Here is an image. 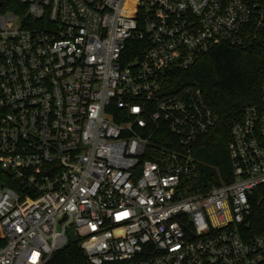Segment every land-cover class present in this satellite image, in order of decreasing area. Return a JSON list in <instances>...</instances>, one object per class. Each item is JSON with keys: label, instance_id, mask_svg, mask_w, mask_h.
<instances>
[{"label": "built area", "instance_id": "built-area-1", "mask_svg": "<svg viewBox=\"0 0 264 264\" xmlns=\"http://www.w3.org/2000/svg\"><path fill=\"white\" fill-rule=\"evenodd\" d=\"M259 40L264 0H0V264L75 242L87 264H264V78L206 191L193 145L220 115L175 81Z\"/></svg>", "mask_w": 264, "mask_h": 264}, {"label": "trees", "instance_id": "trees-1", "mask_svg": "<svg viewBox=\"0 0 264 264\" xmlns=\"http://www.w3.org/2000/svg\"><path fill=\"white\" fill-rule=\"evenodd\" d=\"M4 9L12 7L5 5ZM175 75L179 86L200 87L208 105L220 115L218 124L193 145V154L199 161L193 185L195 189L206 191L231 177L228 152L231 120L239 119L247 106L261 103L264 42L259 40L248 48L220 44ZM2 173L0 170V177ZM8 184L17 187L9 178ZM250 230L252 234L264 232L263 211L255 214ZM48 264H87V261L85 253L75 242L58 252Z\"/></svg>", "mask_w": 264, "mask_h": 264}, {"label": "rangeland", "instance_id": "rangeland-1", "mask_svg": "<svg viewBox=\"0 0 264 264\" xmlns=\"http://www.w3.org/2000/svg\"><path fill=\"white\" fill-rule=\"evenodd\" d=\"M72 232V231H71ZM70 238L71 240H76L77 239V236L74 235L73 233H70Z\"/></svg>", "mask_w": 264, "mask_h": 264}]
</instances>
